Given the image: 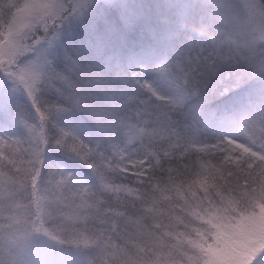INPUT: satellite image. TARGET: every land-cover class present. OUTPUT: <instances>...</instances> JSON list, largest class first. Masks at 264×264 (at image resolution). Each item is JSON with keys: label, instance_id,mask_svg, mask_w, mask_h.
I'll use <instances>...</instances> for the list:
<instances>
[{"label": "snow or ice", "instance_id": "6c2138e0", "mask_svg": "<svg viewBox=\"0 0 264 264\" xmlns=\"http://www.w3.org/2000/svg\"><path fill=\"white\" fill-rule=\"evenodd\" d=\"M0 264H264V0H0Z\"/></svg>", "mask_w": 264, "mask_h": 264}]
</instances>
